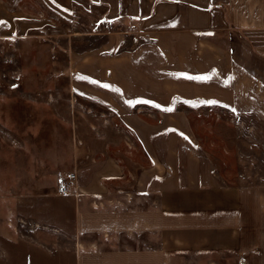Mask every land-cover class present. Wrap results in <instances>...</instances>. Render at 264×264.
<instances>
[{"label":"crops","instance_id":"crops-1","mask_svg":"<svg viewBox=\"0 0 264 264\" xmlns=\"http://www.w3.org/2000/svg\"><path fill=\"white\" fill-rule=\"evenodd\" d=\"M3 2L12 15L0 8V35L20 34V1ZM42 4V24L23 35L102 38L71 44V89L118 115L148 162L133 172L111 156L78 165L31 264H264V181L221 177L180 107L223 106L264 124V0ZM79 13L92 27L80 28Z\"/></svg>","mask_w":264,"mask_h":264},{"label":"rangeland","instance_id":"rangeland-1","mask_svg":"<svg viewBox=\"0 0 264 264\" xmlns=\"http://www.w3.org/2000/svg\"><path fill=\"white\" fill-rule=\"evenodd\" d=\"M3 1L8 0L0 1L1 13L11 16ZM19 1L14 16L21 33L9 36L12 31L5 29L0 35V264H31L32 253L39 256L31 246L50 237L41 222L50 221L52 206L66 205L57 196L78 165L111 156L133 172L148 162L137 135L118 115L71 89V44L81 50L102 38L24 36L29 26L42 24L37 11L44 6L42 0ZM74 20L80 28L93 25L84 13ZM180 107L221 177L264 181V124L259 119L232 118L229 108L218 105Z\"/></svg>","mask_w":264,"mask_h":264},{"label":"snow or ice","instance_id":"snow-or-ice-1","mask_svg":"<svg viewBox=\"0 0 264 264\" xmlns=\"http://www.w3.org/2000/svg\"><path fill=\"white\" fill-rule=\"evenodd\" d=\"M182 75H187V74H182ZM195 79H202V80H206L209 79L208 76H197L195 77ZM109 86V85H106ZM202 103H215L216 101H201ZM128 103H133V101H128ZM147 103H155L154 101H147ZM189 103H191V101H189Z\"/></svg>","mask_w":264,"mask_h":264},{"label":"built area","instance_id":"built-area-1","mask_svg":"<svg viewBox=\"0 0 264 264\" xmlns=\"http://www.w3.org/2000/svg\"><path fill=\"white\" fill-rule=\"evenodd\" d=\"M71 176H72V178H73V177H74V174H72Z\"/></svg>","mask_w":264,"mask_h":264}]
</instances>
